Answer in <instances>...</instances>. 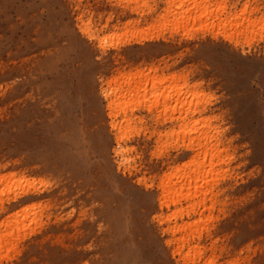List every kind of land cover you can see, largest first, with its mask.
Masks as SVG:
<instances>
[{
  "label": "rangeland",
  "instance_id": "rangeland-1",
  "mask_svg": "<svg viewBox=\"0 0 264 264\" xmlns=\"http://www.w3.org/2000/svg\"><path fill=\"white\" fill-rule=\"evenodd\" d=\"M174 1L0 0V264H182L167 226L185 219L195 264H264V0H185L183 26ZM156 78L188 119L161 100L110 117V90L152 99ZM202 160L201 206L166 219L191 198L160 207L162 180Z\"/></svg>",
  "mask_w": 264,
  "mask_h": 264
},
{
  "label": "bare ground",
  "instance_id": "bare-ground-1",
  "mask_svg": "<svg viewBox=\"0 0 264 264\" xmlns=\"http://www.w3.org/2000/svg\"><path fill=\"white\" fill-rule=\"evenodd\" d=\"M134 1V0H133ZM137 1V0H136ZM145 2H146V0H144ZM175 1H176V3H178V4H176L175 3ZM174 1V3H175V7L173 8L172 6V9L171 10H173L174 11V14H175V16L173 15V11L171 12L170 10H167L166 9V11H165V13H164V15L165 14H167L166 12L167 11H169V13H172V15L174 16V20H172L173 21V23L175 22V23H180L179 25H182V23L184 24V23H186V24H184V25H187V22H188V20H190L189 18H192V20H194V17H192L191 16V12H189V9L188 8H190V6H193L192 8H194L195 9V11H196V9L197 10H199L200 11V13H203L204 12V16L205 15H210V12H208V8L207 9H205L206 7H205V5H203V3L205 4V0L203 1V0H198V1H195V0H193L192 2H193V4H192V2H191V0H189V2H191V3H189V4H191V5H189V7L188 8H184V6H183V3L185 2V0L184 1H180V0H175ZM201 1H203L202 2V4H201ZM170 2V1H169ZM207 2H208V0H207ZM213 2V1H212ZM216 2H217V0H216ZM215 2V3H216ZM127 3V2H126ZM137 3V2H136ZM140 3H143V0H142V2H140ZM171 3V2H170ZM215 3H214V5H215ZM217 3H220V2H217ZM222 3V2H221ZM138 4V3H137ZM145 4V3H144ZM143 4V5H144ZM172 4V3H171ZM142 5V7H144ZM148 5H150V4H148ZM185 5V4H184ZM217 5V4H216ZM225 5V4H224ZM127 6V5H126ZM133 6V5H132ZM141 6V4L139 5V7ZM188 6V5H187ZM217 6H220V4L219 5H217ZM136 8H137V5L135 6ZM138 7V8H139ZM141 7V8H142ZM145 7H148V6H145ZM185 7H186V5H185ZM205 7V8H204ZM223 7V6H222ZM133 8H134V6H133ZM199 8V9H198ZM135 9V8H134ZM147 9V8H146ZM168 9H169V7H168ZM178 9V10H177ZM216 9V8H215ZM217 10V9H216ZM215 10V11H216ZM220 10H222V9H220ZM246 10V9H245ZM252 10V9H251ZM250 10V11H251ZM138 11V10H137ZM143 11V10H142ZM141 11V12H142ZM192 11H193V9H192ZM195 11H194V13H195ZM211 11V10H210ZM140 12V13H141ZM189 12V13H188ZM209 14H208V13ZM213 12V11H212ZM217 12H220V11H217ZM216 12V13H217ZM200 13H199V15H200ZM222 13V12H221ZM244 13V12H243ZM197 14L198 13H196L195 15L197 16ZM229 14V13H228ZM171 15V14H170ZM220 15V14H219ZM225 15V14H224ZM231 15V14H230ZM234 15V14H233ZM237 15H239V14H237ZM243 15H245V14H243ZM163 16V15H162ZM195 16V17H196ZM206 16V17H207ZM218 15H216V18H218L219 19V17H217ZM228 16V15H227ZM160 17V16H159ZM169 17V16H168ZM200 16H197V18H199ZM211 17H212V15H211ZM229 17V16H228ZM228 17H226V18H228ZM164 18H165V16H164ZM230 18V17H229ZM232 18V17H231ZM169 19V18H168ZM172 19H173V17H172ZM196 19V18H195ZM233 19V18H232ZM246 19V18H245ZM255 19V18H254ZM220 20H222V19H220ZM225 20V19H224ZM231 20V19H230ZM230 20H228V21H230ZM236 20V19H235ZM240 20V19H239ZM238 20V21H239ZM248 20V19H247ZM256 20H258V19H256ZM260 20V19H259ZM177 21H179V22H177ZM182 21V22H181ZM186 21V22H185ZM205 21V19H203V22ZM207 21V20H206ZM249 22H250V20H248ZM255 21V20H254ZM262 21V20H261ZM135 22V21H134ZM192 22V21H191ZM201 22V21H200ZM199 21H198V23H200ZM222 22V21H221ZM227 22V21H226ZM232 22V21H231ZM243 22V21H242ZM253 21H251V23H252ZM256 22V21H255ZM254 22V23H255ZM168 24L170 23V22H167ZM211 23V22H210ZM223 23V22H222ZM221 23V24H222ZM254 23H252V24H254ZM128 24V23H127ZM164 24V23H163ZM176 24V25H177ZM201 24V23H200ZM200 24H199V26H200ZM214 23H212L211 24V28H212V25H213ZM218 24V23H217ZM236 24H237V22H236ZM264 24V23H263ZM263 24H261V25H263ZM170 25H171V23H170ZM175 25V24H174ZM202 25V24H201ZM207 25V24H206ZM210 25V24H209ZM243 25V24H242ZM241 25V26H242ZM258 25V24H257ZM260 25V24H259ZM258 25V26H259ZM159 26V25H158ZM165 26V25H164ZM164 26H162V27H164ZM178 26V25H177ZM183 26V25H182ZM191 26V25H190ZM214 26V25H213ZM217 26H219V25H217ZM223 26V25H222ZM222 26H220V27H222ZM231 26V25H230ZM236 26V27H235ZM233 25V28H234V30H237L238 29V24L237 25ZM264 26V25H263ZM153 27H155V26H153ZM157 27V26H156ZM155 27V28H156ZM161 27V28H162ZM151 28V27H150ZM159 28V27H158ZM176 28V27H175ZM178 28V27H177ZM189 28V27H188ZM197 27H195V29H196ZM215 28H217V27H215ZM236 28V29H235ZM253 28H255V27H253ZM129 29V28H128ZM135 29H136V27H135ZM181 29H183L184 31H185V29L184 28H181ZM186 29H187V27H186ZM201 29V28H200ZM204 29V28H203ZM206 29V28H205ZM214 29V28H213ZM228 29V28H227ZM241 29V28H240ZM89 30V29H88ZM172 30V29H171ZM171 30H170V32H171ZM174 30V29H173ZM216 30V29H215ZM226 30V29H225ZM259 29L257 28V31H258ZM156 31H159V29L158 30H156ZM174 31H176V30H174ZM203 31V30H202ZM239 32H240V30H238ZM237 31V32H238ZM249 31V30H248ZM251 31V30H250ZM188 32H189V30H188ZM263 32V31H262ZM118 33V32H117ZM127 33V32H126ZM130 33H131V31H130ZM133 33H135L134 31H133ZM172 33V32H171ZM185 33H187V32H185ZM184 33V34H185ZM192 33V32H191ZM229 32H227V34H228ZM247 33H249V32H247ZM251 33V32H250ZM264 33V32H263ZM262 33V34H263ZM132 34V33H131ZM130 34V35H131ZM182 34V33H181ZM193 34V33H192ZM242 34V33H241ZM240 34V35H241ZM244 34V33H243ZM261 34V35H262ZM112 35V34H111ZM124 35V34H123ZM183 35V34H182ZM229 35V34H228ZM235 35H236V33H235ZM234 35V36H235ZM114 36V35H113ZM185 36V35H184ZM233 36V35H232ZM245 36H247V34L245 35ZM251 36V35H250ZM261 37V36H260ZM246 38V37H245ZM248 38V37H247ZM247 38H246V40H247ZM235 41V40H234ZM101 43V42H100ZM108 43V42H107ZM154 68H156V67H154ZM139 69V68H138ZM153 69V68H152ZM151 69V70H152ZM143 70V69H142ZM141 70V71H142ZM150 70V69H149ZM139 71V70H138ZM135 72V71H134ZM133 72V73H134ZM144 72H146V71H144ZM143 72V73H144ZM155 72V71H154ZM139 73H141L140 71H139ZM145 74V73H144ZM147 74V73H146ZM145 74V76H147ZM148 74H149V72H148ZM158 74V73H157ZM181 74V73H180ZM130 75V74H129ZM152 75V74H151ZM169 75H171L172 76V74H169ZM177 75V74H176ZM176 75H175V77H176ZM126 76V75H125ZM125 76H123V77H125ZM137 76V75H136ZM139 76L141 77V74H139ZM143 76V75H142ZM144 76V77H145ZM156 76V75H155ZM155 76L153 75L152 77H154L155 78ZM166 76V75H165ZM173 76H174V74H173ZM178 76V75H177ZM180 76V75H179ZM128 77H133V76H128ZM148 77V76H147ZM146 77V78H147ZM167 77V76H166ZM175 77H173V78H175ZM146 78H144V79H146ZM158 78V77H157ZM156 78V80L154 79V80H152L151 81V84H152V86L159 80V79H157ZM123 79V78H122ZM133 79V78H132ZM148 79V78H147ZM147 79L145 80V81H147ZM152 79V78H151ZM178 79H179V77H178ZM181 79V78H180ZM126 80V79H125ZM128 80H130V79H128ZM162 80V79H161ZM166 80V79H165ZM168 80V79H167ZM174 80V79H173ZM172 80V81H173ZM176 80V79H175ZM183 80V79H182ZM181 80V81H182ZM122 81V80H121ZM136 81V80H135ZM140 81H141V84H143L142 83V80H139V83H138V85L140 86ZM154 81H156L155 83H154ZM126 82V81H125ZM129 82V81H128ZM159 82V81H158ZM168 82V81H167ZM166 82V83H167ZM130 83V82H129ZM135 84H136V82H134ZM160 83H161V81H160ZM181 83V82H180ZM179 83V84H180ZM145 84V83H144ZM150 84V85H151ZM161 84H163V83H161ZM169 84H172V83H169ZM176 84V83H175ZM182 84V83H181ZM119 85V84H118ZM128 85H130V84H128ZM133 85V84H132ZM137 85V84H136ZM159 85V84H158ZM173 85V84H172ZM120 86V85H119ZM119 86H118V88H119ZM131 86V85H130ZM135 85H133V87H134ZM163 86H164V84H163ZM169 86V85H168ZM167 86V87H168ZM175 86V85H174ZM173 86V87H174ZM132 86L130 87V88H133ZM147 87H148V85L146 84V87H145V90L147 89ZM161 86L159 85V88L157 87V85L155 84V86H153L152 87V90H150L151 92H152V95H150L151 97H153L152 99H154L153 101H150V100H152L151 98L150 99H148V97L146 96V93H147V91H144L143 92V94L142 95H140L141 94V90H144V89H140V88H135V90H132V91H129L128 89H125V90H127V91H129V92H125V91H123V92H121V91H119V96L117 97V95L118 94H116L115 92H114V90H110L109 92H108V94H106V97H107V107L109 108V110H110V112H109V115H110V117H113L114 116V107H115V109L116 110H118L117 108H116V103H120L119 105H117V107L118 106H120V107H118L120 110H121V112L123 113V115H125V113H126V110H125V108L126 107H130V106H133L134 107V104H139L140 102H147V104H146V107H147V105H148V107H152L153 105H156L157 103H158V101L159 100H161L159 103L162 105L163 104V106H160V108L159 109H163L164 110V112H166L167 110H170V108H171V112H174L172 109H176L177 111H180V112H178L179 114H178V116L180 115V118H184L185 116H186V114L190 111H195L194 109V106H192L191 104H190V106H192V108H190V106L189 105H187V104H185V102H184V100H181L180 102H179V99L180 98H178V104H176L177 102V99H176V96L174 97V98H172L173 96H171V93H172V91L169 93V92H167V90H169V89H161L160 88ZM186 87V86H185ZM124 88H127V87H124ZM129 88V89H130ZM158 88V89H157ZM175 88V87H174ZM112 89V88H111ZM120 89V88H119ZM134 89V88H133ZM148 89H149V87H148ZM147 89V90H148ZM171 89V88H170ZM195 89V88H194ZM160 90V91H159ZM177 90V89H176ZM176 90L174 91V92H176ZM190 90V89H189ZM188 90V91H189ZM161 91H163V92H161ZM180 92L182 91V90H179ZM192 91V90H191ZM105 92H107V91H105ZM111 92H114L115 94L113 95V98H111L109 95H110V93ZM179 92V93H180ZM200 92V91H199ZM202 92V91H201ZM150 93V92H149ZM177 93V92H176ZM183 93V92H182ZM190 93H192V92H190ZM198 93V92H197ZM148 94V93H147ZM173 94V93H172ZM189 94V93H188ZM201 94V93H200ZM199 93H198V95H200ZM177 95V94H176ZM182 95V94H181ZM183 95H185V94H183ZM182 95V96H183ZM149 96V95H148ZM208 96V95H207ZM145 97H147V98H145ZM192 97V96H191ZM194 97V96H193ZM196 97H197V95H196ZM159 98H161V99H159ZM183 98H185V97H183ZM182 98V99H183ZM164 99V100H163ZM194 99V98H193ZM174 102H173V101ZM205 100V99H204ZM171 101L173 102L172 104H171ZM202 101V100H201ZM149 102V103H148ZM162 102V103H161ZM187 102H189V103H192L193 101H189V100H187ZM195 102V101H194ZM194 102H193V104H194ZM197 103V102H196ZM195 103V104H196ZM143 104V103H142ZM199 104V103H198ZM178 105V106H177ZM185 105H187V106H185ZM156 106H159L158 104L156 105ZM196 107V106H195ZM131 109H132V107H130ZM129 108V109H130ZM178 108V109H177ZM181 108V109H180ZM107 109V108H106ZM149 109V108H148ZM198 109V108H197ZM201 109V108H200ZM199 109V110H200ZM157 111V110H156ZM160 112V111H159ZM168 112V111H167ZM170 112V111H169ZM191 113H193V112H191ZM159 114V113H158ZM157 114V115H158ZM172 114V113H171ZM171 114H169L168 115V117H170L171 116ZM156 115V114H155ZM156 115V116H157ZM166 115V114H165ZM190 115V114H189ZM175 116V115H174ZM188 116V115H187ZM166 117V116H165ZM125 118H127V117H125ZM157 118V117H156ZM167 118V117H166ZM171 118H172V116H171ZM185 118H187V117H185ZM163 119H164V114H163ZM170 119V118H169ZM188 119V118H187ZM205 119V118H204ZM191 120H193V119H191ZM198 120V119H197ZM118 121V120H117ZM127 121H129V120H126V122ZM184 121V120H183ZM202 121V120H201ZM204 121V120H203ZM206 121H207V119H206ZM159 122V121H158ZM186 122V121H185ZM207 122H209V121H207ZM184 122H182V124H183ZM177 124V123H176ZM122 125V124H121ZM120 125V126H121ZM181 125V124H180ZM183 125H189L188 123L186 124H183ZM111 126H117V123L115 122V121H113V119H112V121H111ZM204 126H207L206 125V123L204 124ZM118 127H119V124H118ZM179 128V127H178ZM188 128V127H187ZM135 130H136V128H134ZM181 129H182V126H181ZM180 129V130H181ZM170 130V129H169ZM185 130V129H184ZM183 130V131H184ZM127 131V130H126ZM173 131V130H172ZM166 132V131H165ZM176 132H177V129H176ZM185 133V132H184ZM183 133V134H184ZM130 134V133H129ZM168 134H169V132H168ZM177 134V133H176ZM182 134V135H183ZM193 134V133H192ZM173 135V134H172ZM175 135V134H174ZM179 135V134H178ZM167 136V135H166ZM173 137V136H172ZM180 137H183V136H180ZM177 138H179V137H176V140H177ZM172 139H175V138H172ZM170 140V139H169ZM182 140V139H181ZM173 141V140H172ZM195 144H197V145H200V142L199 141H196L195 142ZM211 146V145H210ZM212 147L213 146H211V147H208L210 150L212 149ZM161 150H162V147H161ZM208 150V149H207ZM210 150H208L209 152H210ZM121 151V150H120ZM119 151V152H120ZM161 153V152H160ZM204 155V154H203ZM210 155V154H209ZM203 163H204V160H202L201 162H196L195 164H193L192 165V168H190V169H188V171L187 172H189V171H191L192 172V174H189L188 175V179H187V181H185V178H183V174H184V172L183 173H178L177 172V170H175L173 173H174V175L176 174V172H177V175L179 176V178L180 179H178L177 181H171V179H169V178H167V180H162V182H161V189H162V195L159 197V206L161 205V204H164V205H167L168 206V203H170L171 202V204H175L176 202L178 203V202H180V199L181 198H183V200H185V199H189V198H191V202H187L186 204H184L185 206H183V207H180V206H182V205H179V208L177 207L176 209H174V210H172L170 213H167V215H165V218L166 219H168V220H170V218H176V217H178V216H180V218H181V215L183 214V213H185L186 215L188 214L189 215V213L190 212H194V210H195V208H196V206H197V208H198V204L199 203H201V198H199V199H197V200H193V196L198 192V191H200L199 189L198 190H196V188L195 189H193V190H190V187H191V185L195 182V180H196V178L198 177V176H200L202 173H203V169L202 170H200V167H203ZM208 164H211V160H210V158H209V161H208ZM209 167V166H208ZM211 167V166H210ZM216 167V166H215ZM214 168V167H213ZM205 169H207V168H205ZM208 169H210V168H208ZM210 171H211V169H210ZM215 171V170H214ZM216 172V171H215ZM210 175H211V173H210ZM181 176H182V179H181ZM166 177H169V175H167ZM176 177V176H175ZM191 179H192V181H191ZM213 185V184H212ZM166 192V193H165ZM168 193H170L169 195H168ZM167 194V195H166ZM18 195V194H17ZM167 196V197H166ZM168 196H169V198H168ZM8 198H11V197H9V195H8ZM185 198V199H184ZM182 200V201H183ZM170 201V202H169ZM27 205V204H26ZM200 205V204H199ZM206 205V204H205ZM42 206V205H41ZM166 206V207H167ZM201 206V205H200ZM161 207V206H160ZM167 209V208H166ZM196 212V211H195ZM200 212H201V209H200ZM202 213V212H201ZM197 214V213H196ZM199 214V213H198ZM187 215V216H188ZM161 216V215H160ZM202 216V215H201ZM201 216H200V219H201ZM35 217V216H34ZM163 217V216H162ZM164 218V219H165ZM6 219V218H5ZM4 219V221H6ZM162 219V218H161ZM164 219H163V221H164ZM197 220H196V222H199V216H198V218H196ZM17 220V219H16ZM194 220V219H193ZM14 221V220H13ZM161 221V220H160ZM185 221H186V219H185ZM184 221V222H185ZM1 222V221H0ZM12 222V221H11ZM21 222V221H20ZM177 221H173V223H171V224H169L168 226H167V229L171 232V234H173L174 235V232L175 231H180L181 232V230L184 232V233H182V234H180L179 235V233H178V235H176V237L175 238H173L172 237V239H173V243L175 244V247H174V245H172L173 247H174V249L177 251V253H178V251H181L182 250V248H184L185 250L183 251V253H182V256H180V258H182L183 259V262L185 263V259H188L189 260V263L190 264H195L196 263V261H197V259H199L200 258V256H201V254H202V251H201V248H200V246L196 243V242H194V238H193V233H194V231H196V230H194L195 228V225L193 224V222H195V221H193L192 222V224H193V229H192V224L190 223L189 224V221H187L186 222V224L184 223V222H182L181 224L180 223H176ZM5 223V222H4ZM16 224V223H15ZM40 224V223H39ZM202 224V223H201ZM5 225V224H4ZM22 226H26V224L24 223V225H23V223L21 224ZM20 225V226H21ZM29 225V224H28ZM191 226V227H190ZM196 226H197V224H196ZM12 227V226H11ZM198 228V227H197ZM29 229V228H28ZM188 229V230H187ZM2 230H7V229H2ZM9 230V229H8ZM11 230V229H10ZM9 230V232H11ZM20 230V229H19ZM34 230V229H33ZM166 230V229H165ZM202 230V229H201ZM17 231V230H16ZM8 232V231H7ZM23 232V231H22ZM24 232H25V230H24ZM12 234H14V233H12L11 232V235ZM7 235V234H6ZM29 235V234H28ZM26 236V235H25ZM172 236V235H171ZM12 237V236H11ZM168 238H170V237H168ZM11 239V238H10ZM18 239V238H17ZM171 239V238H170ZM15 240H16V238H15ZM4 241V240H3ZM168 241V240H167ZM8 243V242H7ZM13 244H14V242H12ZM12 243H10V244H12ZM169 243V242H168ZM4 244V243H3ZM9 244V243H8ZM0 245H1V243H0ZM14 246V245H13ZM15 247V246H14ZM173 247H172V249H173ZM6 249V248H5ZM16 249V248H15ZM174 249H173V251H174ZM3 251V250H2ZM180 254V253H179ZM184 263H182V264H184ZM201 264H212V259L211 258H205L203 261H202V263ZM225 264V263H224ZM229 264H236L235 262H232V263H229Z\"/></svg>",
  "mask_w": 264,
  "mask_h": 264
}]
</instances>
